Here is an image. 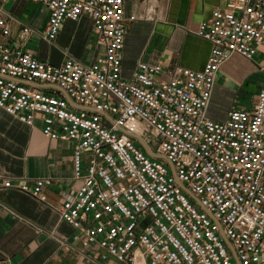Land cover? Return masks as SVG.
Listing matches in <instances>:
<instances>
[{"label": "built area", "instance_id": "1", "mask_svg": "<svg viewBox=\"0 0 264 264\" xmlns=\"http://www.w3.org/2000/svg\"><path fill=\"white\" fill-rule=\"evenodd\" d=\"M30 1L50 11L46 42L66 21L89 16L105 47L91 65L67 58L53 66L0 42V108L31 127L39 118L49 140L77 145L79 187L58 209L75 238L118 264H264V87L253 110L207 118L222 66L234 55L253 61L264 45V0L216 8L195 33L211 45L205 67L177 68L169 80L163 66L147 62L122 76L136 20L126 17L124 0ZM7 17L0 8L2 37L10 35ZM21 25L23 40L35 33ZM41 84L82 109L34 87ZM49 183L3 186L46 202Z\"/></svg>", "mask_w": 264, "mask_h": 264}, {"label": "crops", "instance_id": "2", "mask_svg": "<svg viewBox=\"0 0 264 264\" xmlns=\"http://www.w3.org/2000/svg\"><path fill=\"white\" fill-rule=\"evenodd\" d=\"M228 1L124 0L126 17L135 16L136 20L129 23L125 36L122 76L132 78L139 62L163 66L164 80H169L177 68L203 70L211 45L195 33ZM0 8L9 16L10 29L8 37L0 36V42L21 47L39 61L60 66L72 58L91 65L105 54L89 16L66 21L57 39L48 43L40 37L50 17L46 6L10 0L0 2ZM20 23L35 33L23 40ZM263 65L264 45L253 61L234 55L226 62L217 75L207 118L225 122L232 110H253L264 87ZM34 87L82 109L53 85ZM42 129L41 119L31 127L0 108V264H118L92 255L81 238H75V229L61 220L59 207L79 187L73 167L77 145L49 140ZM40 179L50 181L43 189L46 202L3 186L8 181L33 185Z\"/></svg>", "mask_w": 264, "mask_h": 264}, {"label": "water", "instance_id": "3", "mask_svg": "<svg viewBox=\"0 0 264 264\" xmlns=\"http://www.w3.org/2000/svg\"><path fill=\"white\" fill-rule=\"evenodd\" d=\"M146 149V151L152 156V154L148 151V149L146 147H144Z\"/></svg>", "mask_w": 264, "mask_h": 264}]
</instances>
